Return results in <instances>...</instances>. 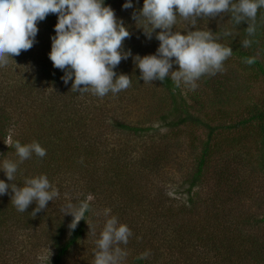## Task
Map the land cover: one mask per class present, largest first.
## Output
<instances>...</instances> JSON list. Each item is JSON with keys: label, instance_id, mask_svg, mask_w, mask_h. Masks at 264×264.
<instances>
[{"label": "trees", "instance_id": "trees-1", "mask_svg": "<svg viewBox=\"0 0 264 264\" xmlns=\"http://www.w3.org/2000/svg\"><path fill=\"white\" fill-rule=\"evenodd\" d=\"M124 2L104 0L129 32L122 41V50H130L132 56L154 54L159 44L155 34L161 30L155 29L150 38L146 37L142 24H136L132 18L134 13L138 14L143 0H132L133 7L127 9L121 7ZM56 22V14L52 13L37 22L34 39L38 42L33 44L36 47L33 50H39L41 58L32 60L37 64L36 78L31 76L27 81L29 85L40 77L46 93H41V97L36 93L30 105L21 102L16 93L4 101L0 99L2 143L9 137L6 130L12 119V109L9 115L5 106L9 100L18 119L25 122L20 128L24 132L17 139L12 135L0 153V160L16 161L12 147L15 141L22 145L37 141L46 155L40 158L33 154L18 163L12 182L7 181L3 172L0 180L23 186L26 177L45 174L50 182V176L56 174L51 171L55 166L63 174L62 194L66 192V184L74 181L79 197L75 198V204L86 201L89 209L75 229L67 228L72 217L63 216L61 209H54V217L47 219L48 224L44 222L43 226V213L52 203L47 202L44 210L31 216L35 203L25 212H18L11 203L9 190L0 197V216L8 211L16 222L22 223V228L23 224L34 222L38 223L36 227L43 228L53 252L47 264H87L88 257L82 251L94 252V241L100 232L97 226L106 219L102 218L105 209H110L109 215H115L132 232L127 245H121L127 251L122 264H264V235H259L264 233V229L259 233L264 216L258 218L244 206L250 192L264 195L261 186L264 97L234 96L229 85L220 83V71L201 76L195 90L183 85L177 88L168 77L163 82L144 83L139 79L140 71L132 56L122 59L114 69L117 74L129 76L131 83L127 89L116 94L109 92L103 97L88 91L74 92L71 80L64 84L63 71L54 68L48 59ZM256 23L257 31L248 37L253 42L247 48L241 46L246 38V23L233 25L228 13L197 17L195 27L218 34L231 31L232 35L219 41L233 51L229 58H236L244 70L264 83V8L258 9ZM188 25L189 21L178 16L172 30L181 34L186 28L194 30ZM245 57H255V62L248 65L243 62ZM177 68L173 65L170 71ZM149 88L159 90V94L154 95L155 91L150 92ZM34 90H27V95L31 97ZM137 95L150 97L151 102L145 109L152 116L147 121H127L116 110L123 96H126L124 108L144 107V104L137 106L135 98L127 103ZM228 104L230 108H237L228 110L225 107ZM31 106V111L26 110ZM214 109L217 114L213 113ZM115 114L118 115L114 118ZM155 123L154 128L151 125ZM102 130L118 137L119 143L114 144L116 150L112 143L97 142ZM165 165L181 177L171 197L163 184L158 188ZM54 207L58 208L55 204ZM260 209H264V201ZM93 218L96 219L85 225L87 219ZM5 233H15V228ZM146 250L150 255L139 259Z\"/></svg>", "mask_w": 264, "mask_h": 264}, {"label": "clouds", "instance_id": "clouds-1", "mask_svg": "<svg viewBox=\"0 0 264 264\" xmlns=\"http://www.w3.org/2000/svg\"><path fill=\"white\" fill-rule=\"evenodd\" d=\"M132 8V0H125L121 6ZM264 8V0H143L138 14L133 19L142 24L146 37H151L155 29V39L159 42L154 54L132 56L130 50L121 48L122 41L129 36L122 21L114 11L104 4V0H0V67L6 65L11 56L19 55L21 50H28L35 43L37 22L43 21L47 14H56L55 35L50 37L48 59L52 66L63 71L64 84L71 80L74 92L88 91L103 97L109 92L116 94L130 86L128 75L117 74L114 69L122 59L129 56L140 71L139 79L144 83L157 80L163 82L170 78L174 86L182 85L195 90L203 75H215L223 70V62L232 55L229 45L220 43L222 37L232 35L231 31L213 33L206 28H196V18L215 17L228 13L235 26L246 23V38L241 46L247 48L253 42L257 31V12ZM189 21L194 30L187 28L173 31L177 17ZM243 62L251 65L255 57H245ZM173 65L177 70L170 71ZM83 85V87H80ZM18 160H0V172L7 181L12 182L17 173L18 163L29 159L33 154L43 158L46 150L37 142L12 144ZM11 192V203L18 212H25L30 204L35 207L30 213L45 209L46 203L59 195L50 184L45 174L26 177L23 186L5 183L0 180V196ZM89 204L66 202L61 208L63 215H70L69 229H75L77 222L84 219ZM110 209L104 210L106 217L103 228L95 239L93 264H122L127 251L121 245H127L132 232L129 227L119 222L115 215H109ZM95 235V233H93ZM150 255L146 250L139 259Z\"/></svg>", "mask_w": 264, "mask_h": 264}, {"label": "rangeland", "instance_id": "rangeland-1", "mask_svg": "<svg viewBox=\"0 0 264 264\" xmlns=\"http://www.w3.org/2000/svg\"><path fill=\"white\" fill-rule=\"evenodd\" d=\"M38 42V40H35ZM36 49L34 45L28 50H21L19 55L11 56V60H8L6 65L3 67H0V99L4 101L7 97L9 98V95H15L18 94V99L21 102H25V104L30 105V102L33 101L32 99L37 94L46 93V86L43 85V82L40 77H37L36 80L30 82L29 85H27V81L31 80V76L35 77V72L37 70V64L33 63L32 60H40L41 53L39 50H33ZM34 52V53H33ZM42 63V62H41ZM39 75V72H38ZM220 79V83L223 85H229L231 87V91L233 95H239L240 99L243 97L248 98V96L254 97V99H259L262 96L264 97V83L254 78L250 72H247L243 69V65L241 66L236 58H227L223 62V70L220 71V75L218 76ZM33 78V79H34ZM40 80V82H39ZM228 81V82H227ZM35 85V86H34ZM51 87V84H49ZM34 88V93L30 97L27 95V90H31ZM150 92H154L155 89L149 88ZM49 93H47L46 97ZM159 90H156L154 95H158ZM124 100L120 101L116 106V110L121 112L122 115L125 117L127 121H136L137 119L147 121L152 115L150 113H147V110L145 107L150 104L151 100L149 95L141 96H132L127 103L133 102L131 100L132 98H135L137 101V106H139L138 109H134L131 107H127L128 109L124 108V105H126V96H123ZM7 101V100H6ZM6 111L8 109V113L10 115L9 110L12 109V114L10 122L7 126L6 134L9 136L5 141L2 143L0 140V153L5 149L6 146H8L12 135L15 136V138H19L21 136L22 131L24 132V128L20 129L21 126L25 123L23 120L18 119V116L16 114L15 109L13 108V103L11 104V101L9 100L8 103L5 104ZM119 106V107H118ZM33 106L26 108V110L31 111ZM228 110H235L237 107L230 108L229 104L226 105ZM225 109V108H224ZM211 113V112H210ZM214 114H217V110H213ZM118 114H115L113 117H117ZM18 124L16 125L15 122ZM39 122V124H41ZM148 124V122H147ZM157 123L152 124V127H156ZM20 129V130H19ZM26 130V129H25ZM27 131V130H26ZM101 135L100 138H96L97 142L100 144H107L112 143L113 149L116 150L117 147H115L114 144L119 143L118 137L111 133L109 130H102L99 132ZM245 134V133H244ZM245 137V136H244ZM249 137V136H248ZM251 140V139H248ZM182 141V140H179ZM123 141L120 142V145ZM18 160V158H15ZM52 168L56 174H53L50 176V184L53 185L59 192V195L54 198L52 201H50L52 204H50V207L45 210L43 213V222H47V219L54 217V209L58 211V209H61L66 202H71L75 204L74 200L75 198H79L77 196V189H74L73 184L75 182L69 181L65 188L66 192H63L64 186H62V179L63 174L60 172H57L55 166ZM178 172L173 174V171L169 166L165 165L164 169L162 170L161 177L159 179L158 188L161 187V184H163V189L166 191L167 195L171 197L172 192L178 187V183H180V176L177 175ZM49 178V176H48ZM262 188H264V181L261 183ZM82 190V189H81ZM83 191V190H82ZM248 199L244 201L245 209H247L248 212L254 213L258 218L262 215L264 216V209L261 210V201H264V195L258 196V194L254 192H250L248 195ZM1 197V196H0ZM79 203V202H78ZM77 203V204H78ZM54 204L58 207L55 208ZM107 203H105L106 205ZM100 214V212L98 211ZM101 215V214H100ZM66 216V215H63ZM68 219H70V215H67ZM102 216V215H101ZM102 218H106L105 215L102 216ZM34 219V218H32ZM40 219V218H38ZM39 223H41L39 220ZM96 218L93 219H87L85 221V225H89L90 221H94ZM57 220H59V216H57ZM72 220V218H71ZM69 220V223L71 222ZM13 222V223H12ZM13 224V225H12ZM48 224V222H47ZM103 224L101 222L100 225L97 226L98 230L101 231L103 228ZM38 225L37 222L34 223H22L16 222V220L8 214V211L4 212L3 216H0V234L4 233V235H0V263L1 264H47L48 263V256L52 254L50 246L48 245V236L46 235V232L43 231L42 227H36ZM69 225V224H68ZM44 226V225H43ZM96 227V225H94ZM15 228V233H5L8 230H12ZM21 228V229H20ZM68 228V226H67ZM264 229V226H262V229L259 231V233ZM259 235H264V233H261ZM90 251H87L84 253L82 251V255L86 254L87 258V264H93V255L91 253H88ZM70 258V257H67ZM72 258V257H71ZM73 261V260H72Z\"/></svg>", "mask_w": 264, "mask_h": 264}]
</instances>
